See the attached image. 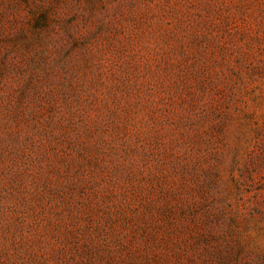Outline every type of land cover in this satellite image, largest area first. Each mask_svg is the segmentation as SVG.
Instances as JSON below:
<instances>
[{
    "label": "rangeland",
    "instance_id": "obj_1",
    "mask_svg": "<svg viewBox=\"0 0 264 264\" xmlns=\"http://www.w3.org/2000/svg\"><path fill=\"white\" fill-rule=\"evenodd\" d=\"M0 264H264V0H0Z\"/></svg>",
    "mask_w": 264,
    "mask_h": 264
}]
</instances>
